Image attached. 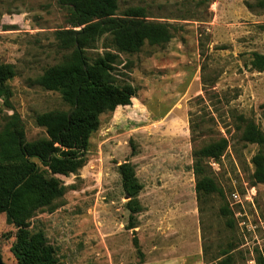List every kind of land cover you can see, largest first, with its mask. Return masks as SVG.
<instances>
[{
  "label": "rangeland",
  "instance_id": "rangeland-1",
  "mask_svg": "<svg viewBox=\"0 0 264 264\" xmlns=\"http://www.w3.org/2000/svg\"><path fill=\"white\" fill-rule=\"evenodd\" d=\"M254 0H117L144 9L145 21L170 26L163 46L144 43L118 53L101 35L91 57L117 56L116 84L134 90L130 104L98 117L83 165L54 175L63 194L29 220L42 232L56 264H258L264 251V183H253L259 147L241 139L246 123L264 135V70L250 67L264 54V8ZM57 0H0V64L13 66L8 105L0 100V131L16 117L26 141L44 138L37 115L66 111L36 78L68 51L54 34L78 30ZM225 140L218 161L208 160L212 194L198 212L191 154ZM264 156V149H263ZM132 167L139 210L128 230L118 166ZM233 195L236 199H233ZM14 229L0 214V259L16 264ZM136 238L137 249L132 245Z\"/></svg>",
  "mask_w": 264,
  "mask_h": 264
},
{
  "label": "trees",
  "instance_id": "trees-1",
  "mask_svg": "<svg viewBox=\"0 0 264 264\" xmlns=\"http://www.w3.org/2000/svg\"><path fill=\"white\" fill-rule=\"evenodd\" d=\"M68 13L67 23L78 30H60L54 34L59 50L68 51L60 61L45 69L36 84L45 91L59 95L66 111L42 113L34 118L36 126L44 130L45 137L26 141L15 117L0 131V214L14 229L13 249L18 255L16 264H56L53 249L40 231L28 230L29 220L41 209H51L63 194V186L53 178L74 173L84 163L89 136L97 130L98 117L116 107L130 104L134 90L116 84L111 74L117 56L109 52L91 57L96 40L106 34L107 44L118 53H134L146 43L163 46L171 38L170 26L145 21L144 9H125L122 19L114 18L117 0H57ZM247 10L264 8V0L244 3ZM250 67L264 70V54L252 53ZM15 76L13 66L0 64V100L8 105L10 89L7 82ZM241 139L256 144L253 156V183H264V135L252 124L246 123ZM226 148L219 140L193 150L191 173L198 212L214 193L218 194L209 176L207 161L219 160ZM120 185L127 201L126 229L134 228V214L139 205L134 198L138 192L132 167L127 163L118 166ZM132 245L137 241L132 236ZM264 264V251L258 256ZM217 264H228L222 259Z\"/></svg>",
  "mask_w": 264,
  "mask_h": 264
},
{
  "label": "built area",
  "instance_id": "built-area-1",
  "mask_svg": "<svg viewBox=\"0 0 264 264\" xmlns=\"http://www.w3.org/2000/svg\"><path fill=\"white\" fill-rule=\"evenodd\" d=\"M232 197H233V199H236V196L235 195H233Z\"/></svg>",
  "mask_w": 264,
  "mask_h": 264
},
{
  "label": "water",
  "instance_id": "water-1",
  "mask_svg": "<svg viewBox=\"0 0 264 264\" xmlns=\"http://www.w3.org/2000/svg\"><path fill=\"white\" fill-rule=\"evenodd\" d=\"M125 198H126V197H125ZM0 264H3L2 261H1V259H0Z\"/></svg>",
  "mask_w": 264,
  "mask_h": 264
}]
</instances>
